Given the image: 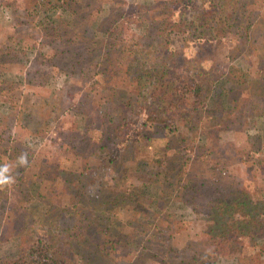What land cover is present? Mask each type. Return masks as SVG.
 <instances>
[{
  "label": "trees",
  "instance_id": "16d2710c",
  "mask_svg": "<svg viewBox=\"0 0 264 264\" xmlns=\"http://www.w3.org/2000/svg\"><path fill=\"white\" fill-rule=\"evenodd\" d=\"M105 2L127 0H0V10L8 9L11 20L9 27L0 22V81L11 70L32 74L45 68L51 75L78 70L79 82L95 77L97 85L85 89L76 107L72 102L69 106L93 115L105 104L93 128L73 133L81 169L68 183L56 168L73 162L70 149H64V159L33 155L22 133L14 131L17 125L28 128L49 120V94L56 108L64 107L60 89L33 87L29 78L27 90H0V103L11 102L18 93L22 97L16 115L0 108V142L10 147L0 165H10L6 175L15 179L0 188V198L9 200L10 208L17 207L22 218L20 242L11 257L0 256V264H264V131L234 130L227 140L219 135L224 121L233 120L237 110H245L249 119L264 120V0H145L138 5L145 17L131 16L120 35H86L80 44L70 41L58 11L77 18L85 32ZM258 8L263 14L250 23ZM19 21L34 22L41 34L40 41L26 39L20 47L27 52L41 44L27 69L16 67L12 57L18 44L11 28ZM242 56L249 61L244 66L235 62ZM118 67L124 68L121 74H115ZM245 72L246 84L229 86ZM112 86L115 94L109 93ZM97 88L106 92L96 96ZM207 91L215 109L212 121L204 118ZM30 102L39 105L35 115L28 111ZM56 120L61 132H74L72 124ZM197 130L213 166L189 164L190 136ZM101 141L111 143L110 163L119 177L138 179L144 198L112 183L106 199L98 190L75 188L98 174L87 160ZM249 148L254 151L250 158ZM20 150L32 153L26 166L18 164ZM187 170L201 174V185L187 205L190 215L176 217L169 206L176 201L178 187L188 181ZM35 177L39 197L67 190L68 195L60 194V203L67 197L62 208L68 211L71 200L83 195L94 206L95 217H78L69 228H58L55 204L26 205V187ZM151 186H157L153 194ZM117 216L127 224L120 234L110 228ZM152 226L168 240H155L147 248L142 240Z\"/></svg>",
  "mask_w": 264,
  "mask_h": 264
},
{
  "label": "rangeland",
  "instance_id": "374dc122",
  "mask_svg": "<svg viewBox=\"0 0 264 264\" xmlns=\"http://www.w3.org/2000/svg\"><path fill=\"white\" fill-rule=\"evenodd\" d=\"M145 0H127L126 4H107L105 2L102 10L97 14L92 25L85 31H81L79 28V20L72 17L68 12H60V26L66 31L67 37L70 41L76 44H80L86 35H98L103 36L105 34L120 35L125 26L128 25L129 19L131 16H138L143 19L145 17V12L138 11V5ZM260 14H263V9L258 8L252 13L250 18V23H254ZM0 22L2 25L9 27L11 24L10 13L8 9L0 10ZM11 28V27H10ZM14 40L18 45H16L12 52L13 61L16 67H22L27 69L31 61L32 54L37 50L41 44L37 43L36 47L29 48L24 52L20 49L24 40H41V34L39 27L34 22H24L19 21L11 28ZM104 47V44L102 48ZM44 47L42 46V49ZM105 49H103L104 51ZM235 62L246 65L248 64V57L242 56L235 60ZM93 65H97V59L92 60ZM133 67V65H131ZM134 68V67H133ZM132 68V69H133ZM124 71V68H116L115 74H121ZM12 70L2 74L0 81V90L16 89V90H27L28 84L27 79L30 78V84L33 87L37 88H46L50 87L52 89H60L62 94V99L65 102V106L62 108H56L55 100L53 94L46 96L45 100L51 111V115L48 121H40L37 124H34L28 128H23L19 125L15 126L14 131L22 133V138L25 141V145L28 149L32 150L33 155L37 154H46L47 156H57L64 159L65 151L64 149L71 150V159L72 163L63 164L56 168L57 175L60 179L65 180L70 183L74 179L78 178L77 175L81 169V162L79 155L75 154L76 141L72 138L73 133H79L85 129H91L97 124L98 114L102 115L105 108V104H102L98 110V114L85 115L80 112L79 109H76L69 104L72 102L73 106L76 107V102L82 96L85 89L89 85L96 87L97 79L95 77H90L86 84L84 82H79L82 72L81 71H62L56 75H51V72L45 68H38L32 74L23 73L16 74ZM84 73V71H83ZM133 74V72H132ZM248 73L245 72L242 76L236 81H231L229 83L230 87H236L240 84H246L248 81ZM105 89L97 88V91L94 93L96 96L99 94H104ZM116 88L111 87L109 93L115 94ZM37 97V96H36ZM204 101L207 105L204 108V118L212 121L214 118L215 109L210 104L212 101L209 99V91L203 95ZM21 94L18 93L16 97L11 102L0 103V108L6 109L9 113L16 115L21 107ZM55 105V109H54ZM38 103L30 102L28 103V111L31 115H35L38 111ZM68 106V107H67ZM54 109V110H53ZM64 119V124H72V127L75 129L74 132L68 131L67 133L61 132L62 130L58 129L57 118ZM61 129H63L61 124ZM264 131V120L255 117L254 119H249L247 112L243 109L237 110L234 119H227L224 121L223 126L219 129V135L223 140L232 138L233 131ZM158 136V135H156ZM191 145L192 149L189 152L190 160L189 164L193 167H207L213 166L214 162L208 158L206 152V145L203 143V140L200 138L199 132L193 131L191 133ZM162 141V140H160ZM78 144V143H77ZM100 147L95 148L90 151L87 163L94 167V171L98 174L94 180L83 183L79 181L77 187L83 189V191L95 192L100 191V195L103 199H106L109 191L111 190V183L114 184L119 189L128 190L131 195L137 198H144L141 194L140 186L137 184L138 179L128 177L124 180L123 175L120 178V173L115 171L114 165L110 163V156L108 152L111 151V143L104 141L100 142ZM26 151L20 150L18 152V158L22 153ZM10 147L7 144L0 142V158L9 155ZM27 153V152H26ZM31 152L27 153V156L32 155ZM254 151L249 148L246 151L247 157H252ZM104 159L105 162L102 161ZM183 159H180V165ZM50 170L54 169L53 165H49ZM29 172L31 173V168L29 167ZM185 177L188 181L178 187L175 192V199L169 209L174 212L176 217L188 216L190 215V208L187 206L190 204V200L197 193L201 185L202 176L197 171L187 170ZM30 184L27 185L29 189L30 198L26 202L27 207L30 205L41 203L43 205L55 204L56 209L58 210V228L66 229L69 228L72 222L76 218H88L91 219L95 217V209L92 204H89L83 195L80 199H76L69 204L68 211H65L62 208L67 200L61 204L60 203V194L68 195V191H63L58 193V191H50L45 197H39L38 193V178H31ZM135 183V184H133ZM62 188V186H60ZM157 186H151L149 188V194L154 193V189ZM84 194V192H83ZM10 201L5 197L0 198V256L11 257L14 252V247L20 242L18 237V224L21 218V212L17 207L10 208ZM110 205V204H109ZM106 204H101L100 207H107ZM155 208L154 205H151ZM156 214H154L150 219L154 220ZM126 222L122 219V216H117L111 222L110 228L113 233H121L126 227ZM36 230H38V225L36 224ZM59 232V231H58ZM57 233V231H56ZM58 234V233H57ZM155 240H160L161 242H166L168 239L163 231L159 230L156 226H152L148 233L145 235L142 240V245L151 248ZM159 264H169L167 261L159 262Z\"/></svg>",
  "mask_w": 264,
  "mask_h": 264
},
{
  "label": "clouds",
  "instance_id": "9594fccd",
  "mask_svg": "<svg viewBox=\"0 0 264 264\" xmlns=\"http://www.w3.org/2000/svg\"><path fill=\"white\" fill-rule=\"evenodd\" d=\"M28 163L27 153H22L18 158V164L20 166H26ZM10 170H12L11 166L8 164L0 165V188L4 186H10L15 182L14 176L6 175Z\"/></svg>",
  "mask_w": 264,
  "mask_h": 264
}]
</instances>
